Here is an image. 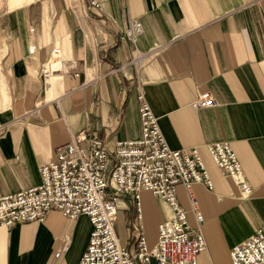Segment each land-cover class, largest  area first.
Segmentation results:
<instances>
[{"label": "crops", "instance_id": "0c3cea01", "mask_svg": "<svg viewBox=\"0 0 264 264\" xmlns=\"http://www.w3.org/2000/svg\"><path fill=\"white\" fill-rule=\"evenodd\" d=\"M135 19L143 30L133 42L123 32ZM56 47L62 69L45 87L41 68ZM139 91L170 147H197L213 182V189L193 186L203 222L177 186L191 226L206 237L199 263L231 264L232 247L264 225V0H35L5 13L0 194L41 185V165L81 130L111 148L140 138ZM206 91L217 106L195 105ZM219 141L236 152L250 196L213 160L207 145ZM152 204L162 210L155 227L173 213L143 193L145 232L154 242L156 228L146 226ZM92 229L87 215L73 220L56 209L44 222L0 224V264H79Z\"/></svg>", "mask_w": 264, "mask_h": 264}, {"label": "built area", "instance_id": "2783aa9c", "mask_svg": "<svg viewBox=\"0 0 264 264\" xmlns=\"http://www.w3.org/2000/svg\"><path fill=\"white\" fill-rule=\"evenodd\" d=\"M92 4L100 7L99 2ZM142 30V22L135 19L123 36L136 42ZM35 49L32 46L30 52ZM60 52V48H54L52 57L41 68L45 87L61 72ZM138 98L140 138L118 140L111 148L98 133L81 130L56 147L54 160L41 165V185L0 194V224L44 222L53 209L73 220L85 214L93 229L79 264H148L152 260L156 264H200L198 256L206 248V237L201 228L191 226L188 211L178 201L177 186L186 188L195 217L203 222L193 186L204 183L213 189V182L199 149L171 148L144 92L139 91ZM195 105L206 108L218 102L206 91ZM207 148L223 173L236 181L245 196H250L251 188L230 144L219 141ZM144 192L166 202L173 213L156 225L154 242L145 232ZM127 202L134 205L131 245L123 244L116 232L118 210ZM230 260L231 264H264V225L232 247Z\"/></svg>", "mask_w": 264, "mask_h": 264}, {"label": "rangeland", "instance_id": "374dc122", "mask_svg": "<svg viewBox=\"0 0 264 264\" xmlns=\"http://www.w3.org/2000/svg\"><path fill=\"white\" fill-rule=\"evenodd\" d=\"M28 4V3H27ZM26 5V4H25ZM21 6V5H19ZM16 5L12 0H0V17L3 16L5 13L8 11L19 7ZM61 60V59H60ZM139 99V98H138ZM140 113V112H139ZM141 117V115H140ZM142 122V120H141ZM122 208V209H121ZM118 211L117 219H116V232L118 233L122 243H125V240L129 235H131L130 242L132 243L133 241V228H132V222H134V205L131 202H127V206L121 207ZM151 209V216L150 220H148L146 223L147 230L148 227L151 226V231H155V220L158 215L162 213V210L159 208L157 209L155 204H152L150 206ZM158 224V223H157ZM156 224V225H157ZM152 263V262H151Z\"/></svg>", "mask_w": 264, "mask_h": 264}, {"label": "bare ground", "instance_id": "6f19581e", "mask_svg": "<svg viewBox=\"0 0 264 264\" xmlns=\"http://www.w3.org/2000/svg\"><path fill=\"white\" fill-rule=\"evenodd\" d=\"M16 5H25V4H27V3H30V2H32V1H35V0H12ZM242 174H243V178H244V180H246L245 179V177H244V172H243V168H242ZM229 177V176H228ZM230 178V177H229ZM232 179V178H231ZM232 180H234V179H232ZM235 181V180H234ZM236 182V181H235ZM247 182V181H246ZM237 184V183H236ZM239 186V185H238ZM250 186V185H249ZM240 187V186H239ZM243 193V192H242Z\"/></svg>", "mask_w": 264, "mask_h": 264}]
</instances>
